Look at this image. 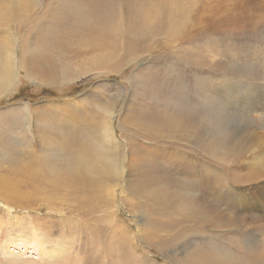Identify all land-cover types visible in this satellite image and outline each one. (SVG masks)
<instances>
[{
	"label": "rangeland",
	"instance_id": "374dc122",
	"mask_svg": "<svg viewBox=\"0 0 264 264\" xmlns=\"http://www.w3.org/2000/svg\"><path fill=\"white\" fill-rule=\"evenodd\" d=\"M0 21V264H264V217L227 192L264 188L238 158L264 146V0H0ZM98 154L113 194L64 175Z\"/></svg>",
	"mask_w": 264,
	"mask_h": 264
},
{
	"label": "bare ground",
	"instance_id": "6f19581e",
	"mask_svg": "<svg viewBox=\"0 0 264 264\" xmlns=\"http://www.w3.org/2000/svg\"><path fill=\"white\" fill-rule=\"evenodd\" d=\"M10 6V5H9ZM13 7V6H12ZM9 7H7V9H8ZM82 20V23H83V21H84V19H81ZM3 21V20H2ZM1 22V21H0ZM79 22H80V19H79ZM2 23V22H1ZM10 53L11 52H9V49L7 48V49H5V53L3 54V56H0V95H1V93L3 92V91H5V89H9L10 90V87L12 86V84H13V79L15 78L14 76V67L12 66V64H11V55H10ZM60 54V53H59ZM58 55V54H57ZM61 55V54H60ZM59 57V56H58ZM13 59V58H12ZM13 62H14V60H13ZM65 66V65H64ZM67 66V65H66ZM68 67V66H67ZM66 68V67H65ZM16 74V73H15ZM65 77V76H64ZM57 79H58V77H57ZM51 81V80H50ZM63 81V80H62ZM57 85V84H56ZM13 88V87H12ZM6 92V91H5ZM233 93H235V92H233ZM237 93V92H236ZM230 95V94H229ZM232 95H235V94H232ZM243 95V94H242ZM231 96V95H230ZM238 96H239V94H238ZM238 96H237V99H238ZM232 97V96H231ZM231 97H229V98H231ZM236 97V96H235ZM243 97V96H242ZM232 99V98H231ZM252 99V98H251ZM230 99H228V100H226L227 102L229 101ZM236 100V98H234V101ZM256 100V99H255ZM231 101V100H230ZM232 102V101H231ZM212 103V102H211ZM210 103V104H211ZM213 103H215L214 101H213ZM234 103V102H233ZM254 103H256V102H254ZM68 104H70V103H68ZM253 105V104H252ZM257 105V103L254 105V106H256ZM213 106V105H212ZM214 106H216V105H214ZM218 106V105H217ZM229 106V105H228ZM234 107V106H233ZM215 108H218V107H215ZM220 108H221V106H220ZM220 108L218 109V111L220 110ZM224 109V108H223ZM261 109V108H260ZM259 109V110H260ZM264 110V109H263ZM223 112V111H222ZM108 113V112H107ZM224 115V114H223ZM262 116H264V114L262 113ZM100 117V116H99ZM100 118H102L103 120H102V123H99L100 124V133H101V136H103V139L105 140L106 139V136H105V133L106 134H108V132H109V134L110 135H112V136H114V132L109 128L108 130H107V122L109 123L110 122V119L109 120H106V118H105V116L104 117H100ZM223 118V117H222ZM220 119V118H219ZM224 119H225V117H224ZM95 120V119H94ZM228 120V119H227ZM222 121V120H221ZM220 121V122H221ZM225 121V120H224ZM88 122V121H87ZM89 122H91L90 120H89ZM88 122V123H89ZM95 122V121H94ZM92 123V122H91ZM98 123V122H97ZM96 124V123H95ZM92 124H90L89 126H91ZM97 125V124H96ZM250 125V124H249ZM248 125V126H249ZM84 126V125H83ZM86 126H88V125H86ZM85 126V127H86ZM247 126V127H248ZM254 126V125H253ZM84 127V128H85ZM109 127H110V125H109ZM251 127H252V125H251ZM259 127H260V125H259ZM262 127V126H261ZM241 128V127H240ZM244 128V127H243ZM80 129V128H79ZM88 129V128H87ZM86 130V129H85ZM248 130H249V128H248ZM87 131V130H86ZM86 131H84V132H86ZM89 131V130H88ZM91 131H93V130H91ZM96 131V130H95ZM238 131V130H237ZM250 131V130H249ZM81 132H83V131H81ZM236 132V131H235ZM89 133V132H88ZM93 133V132H92ZM238 133V132H237ZM250 133H252V132H250ZM80 134V133H79ZM82 134V133H81ZM84 134V133H83ZM240 134V133H239ZM243 134V133H242ZM261 134V133H260ZM88 135V134H87ZM98 135V134H97ZM100 135V134H99ZM253 135H255V134H253ZM259 135V134H258ZM81 136V135H80ZM256 136V135H255ZM262 136V135H261ZM232 137V136H231ZM257 137V136H256ZM251 138H253V137H251ZM38 140V139H37ZM89 140V139H88ZM234 140V139H233ZM82 141H83V139H82ZM90 141V140H89ZM87 142V145H88V141H86ZM85 142V143H86ZM242 142H243V140H242ZM241 142V143H242ZM245 142V141H244ZM243 142V144H246V143H244ZM249 142V141H248ZM61 143V142H60ZM238 143V142H237ZM251 143V142H250ZM64 144V143H63ZM233 144V143H232ZM89 145H91V141H90V144ZM21 146V145H20ZM240 146V145H239ZM236 147V146H235ZM243 147V146H242ZM11 149L13 148V147H10ZM9 149V148H8ZM249 149V148H248ZM259 149V148H258ZM10 150V149H9ZM245 150V149H244ZM254 150V149H253ZM74 151V150H73ZM255 151V150H254ZM72 152V151H71ZM250 152V151H249ZM73 153V152H72ZM242 153V154H241ZM241 155H238V158H239V160H241V161H243V160H246L247 162H245L246 164H247V166H248V168L249 169H251V170H253V171H255V172H263L264 173V146L260 149V152L258 153V154H255L254 156L252 155V156H250V155H246V154H243V152L241 151ZM74 154V153H73ZM122 154V153H121ZM95 155V154H94ZM80 157V156H79ZM82 157V156H81ZM121 155H120V158H119V161H118V166L120 165V161H121ZM237 158V157H236ZM74 162V161H73ZM77 162V161H76ZM77 163H79V162H77ZM64 170H65V174L64 175H82L83 174V170H85V173H92V174H94V178H92V179H94V181L96 180V177H99V180L101 181V177H100V175H106L107 177H105V180L107 181V182H109L110 183V185H112L111 186V188H110V192L112 193L114 190V187L115 186H117V183L118 182H120L121 180V176H122V172H121V170H120V168L119 169H117V166H116V164H115V160H113V161H105L103 158H102V156L100 155V154H98V155H96V157L94 158V159H92L90 162H89V165L88 166H86L85 168H84V166L82 165L80 168L78 167V165H76V163H74V164H71V165H66V167L64 168ZM124 174V173H123ZM85 176V175H84ZM89 178H91L90 176H88ZM153 178H156V177H153ZM93 181V182H94ZM153 181H154V179H153ZM6 186H5V190L4 191H2L3 192V198L6 200V201H8V203H11L10 201H12V202H14V203H16L17 202V199H18V196H19V194H20V190L18 189V186H15L14 184H12V183H10V182H8L7 184L6 183H4ZM1 186V185H0ZM106 186H104V188H105ZM183 187H186L185 186V184L183 185ZM220 190V189H219ZM136 191V190H135ZM144 192V191H143ZM227 192L228 193H230V196L232 197V201H233V204H235V203H239L240 205H241V207L242 208H244V209H250V208H253V206H254V209H257V211H259L260 212V214H261V216H263L264 217V188H262L261 186H260V184L258 183H255L254 185H252V187H251V190H250V192H252L253 194L251 195V196H249V195H247V193H245V192H243V191H239V194H238V200L237 199H235V193L236 192H233V190H227ZM243 192V193H242ZM106 193V192H105ZM133 193V192H132ZM137 193V192H136ZM165 193V192H164ZM113 194V193H112ZM226 194V193H225ZM237 194V193H236ZM191 195H192V193H191ZM190 195V196H191ZM229 196V197H230ZM108 197V196H107ZM188 197V196H187ZM193 197V196H192ZM229 197H228V199H229ZM189 198V197H188ZM191 198V197H190ZM189 198V199H190ZM186 199V198H185ZM188 199V200H189ZM187 202V201H186ZM225 203H228V201H226ZM180 207V206H179ZM184 207V206H183ZM190 207V206H189ZM209 207V206H208ZM208 207H205L206 209V213H203V210H199V212H201V213H203V214H207L208 212H209V209H207ZM219 207V206H218ZM225 207H226V205H225ZM9 208V207H8ZM180 209V208H179ZM197 209V208H196ZM199 209V208H198ZM183 210H185V207L183 208ZM180 211V210H179ZM212 211V210H211ZM238 211V210H237ZM227 212V211H226ZM229 212V211H228ZM186 215H187V217H190V218H194V216H192L191 217V213L190 212H188L187 210H185V212H184ZM183 213V214H184ZM220 214V213H219ZM227 214V213H226ZM196 215V214H195ZM168 217H169V215H168ZM183 217V216H182ZM184 219H185V217H183ZM240 218V217H239ZM32 219V218H31ZM201 219V218H200ZM220 219V218H219ZM229 219V218H228ZM187 220V219H186ZM202 220H203V222H202V224H203V226H204V223L205 222H211L212 224L214 223L215 225H218V226H214V228H216L217 229V227L219 228V229H221L219 226L220 225H222V224H224L223 222H220V223H218V222H216L215 221V219L213 218V217H207V216H204L203 218H202ZM230 220V219H229ZM179 221V220H178ZM219 221V220H218ZM199 222V221H198ZM225 222V221H224ZM232 222H235L234 220L233 221H231V223ZM197 223V222H196ZM229 223H230V221H229ZM236 223H238L237 221H236ZM235 223V224H236ZM228 224V223H227ZM240 224V223H239ZM230 224H228V226H229ZM121 226V225H120ZM202 226V225H201ZM202 226V227H203ZM240 226V225H239ZM226 228V227H225ZM130 233V232H129ZM118 236V235H117ZM216 236V235H215ZM119 239L121 240V242H119L120 244H121V246H122V244L126 241V237L125 236H123V235H121L120 237H119ZM260 239V238H259ZM235 240V239H234ZM236 240H237V238H236ZM129 241V240H128ZM238 241V240H237ZM212 242V241H211ZM261 242V241H260ZM259 242V243H260ZM130 243V242H129ZM214 243V242H213ZM237 243V242H236ZM239 243V242H238ZM209 244V243H208ZM211 244V243H210ZM256 244H257V242H256ZM263 244H264V242H263ZM129 245V244H128ZM207 245V244H206ZM205 245V246H206ZM215 245V243L213 244V246ZM238 245V244H237ZM204 246V247H205ZM211 247H212V245H210ZM209 246V247H210ZM255 246V245H254ZM123 247V246H122ZM122 247H119L120 249L122 248ZM202 247H203V245H202ZM208 247V248H209ZM215 247H216V245H215ZM253 247V246H252ZM264 247V246H263ZM127 248V252H129V250L130 249H128L129 247L127 246L126 247ZM199 248V247H198ZM218 248V247H217ZM200 249V248H199ZM215 249V248H214ZM214 249H213V251H214ZM201 250V249H200ZM203 250V249H202ZM205 250V249H204ZM206 250H208L207 248H206ZM51 251V250H50ZM210 251H212L211 249H210ZM218 252V251H217ZM262 252V251H261ZM121 253V252H120ZM198 254H197V256H195L194 257V259H195V262H201V263H203V264H216L215 263V261H214V259L215 260H217L216 258H215V256L214 255H212L211 253H208V252H204V253H202V252H197ZM200 253H202V254H200ZM122 256V255H121ZM124 256V255H123ZM264 256V255H263ZM256 258H259V257H256ZM13 259V258H12ZM12 259L9 261L11 264H17V262H14V261H12ZM125 259V261H126V258H124ZM260 259V258H259ZM259 259H258V261H259ZM124 261V260H123ZM219 260H217V262H218ZM252 261V260H251ZM255 262H257V261H255ZM261 262H264V260L263 261H261ZM9 263V264H10ZM19 263V262H18ZM247 263V262H246ZM232 264H235V263H232ZM242 264V263H241ZM245 264V263H244ZM255 264V263H254ZM258 264V263H257Z\"/></svg>",
	"mask_w": 264,
	"mask_h": 264
},
{
	"label": "trees",
	"instance_id": "16d2710c",
	"mask_svg": "<svg viewBox=\"0 0 264 264\" xmlns=\"http://www.w3.org/2000/svg\"><path fill=\"white\" fill-rule=\"evenodd\" d=\"M72 87H73V86H72ZM70 89H73V90H71V91H67L66 93H61L60 95H62V94H67V93H73V92H75V91H77V90L79 89V86H74L73 88H70ZM70 89H69V90H70ZM39 92H42V90H39L38 92H35V93H39ZM14 96H15V97H14L15 99L24 97V96L21 95V91L15 93ZM54 96H59V94L57 95V94L53 93V94H52V97H54Z\"/></svg>",
	"mask_w": 264,
	"mask_h": 264
}]
</instances>
